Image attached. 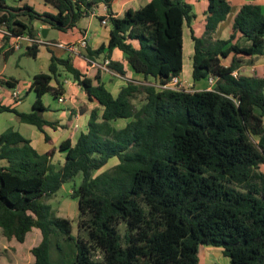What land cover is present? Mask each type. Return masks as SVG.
<instances>
[{
  "label": "trees",
  "instance_id": "obj_1",
  "mask_svg": "<svg viewBox=\"0 0 264 264\" xmlns=\"http://www.w3.org/2000/svg\"><path fill=\"white\" fill-rule=\"evenodd\" d=\"M44 4L53 12L40 13L27 4L11 8L0 0V27L10 34L2 36L3 46L13 52L12 37H36L43 30L36 23L71 30L104 4L108 44L87 48L86 57L104 54L106 68L123 77L122 65L110 60L117 49L141 80H127L112 97L99 77L90 79L69 57L51 53L47 73L34 75L26 92L36 97L32 111L0 105V113H13L43 134L44 127L56 124L42 118L41 98L62 96L63 77L97 105L86 133L44 154L18 131L0 135L2 235L24 243L32 229L39 230L41 241L30 250L32 264H198L200 247L219 249L229 264H264V173L259 171L264 164V77L232 75L240 63L235 56H264L260 8L242 5L232 19V31L248 42L241 47L231 43L232 34L227 40L212 38L230 7L226 0H207L202 36L193 37L189 30V80L211 78L213 84L190 92L159 88L182 70V28H189L194 17L182 0H149L120 17L112 14V0ZM45 43L23 49V55L36 59L40 46L49 48ZM229 54L231 61L223 66ZM137 95L143 99L135 108ZM119 121H125L123 126L117 127ZM56 151L63 155L59 167L51 162ZM112 159L116 165L97 174ZM78 175L81 182L71 193L79 211L73 234L71 221L55 217L44 200Z\"/></svg>",
  "mask_w": 264,
  "mask_h": 264
},
{
  "label": "crops",
  "instance_id": "obj_2",
  "mask_svg": "<svg viewBox=\"0 0 264 264\" xmlns=\"http://www.w3.org/2000/svg\"><path fill=\"white\" fill-rule=\"evenodd\" d=\"M186 5L191 8L193 14V19L189 24V28L183 26L182 28V38L184 37V31L187 33L188 40L190 42V53H192V43L190 41L189 30L192 33L193 37H200L204 32V12L207 7V0H182ZM230 7L229 14L226 17V20L220 23L213 34V39L218 40H227L229 36L233 35V40L231 43L237 44L241 47L248 46V42L242 38L238 32H233L231 28L232 19L237 13L238 9L245 4H253L260 8L261 13L264 14V0H226ZM149 0H112L111 11L113 16L120 17L123 12L127 9L136 10L143 5H145ZM44 3V2H43ZM32 7V5L27 4ZM21 6V5H19ZM18 6V7H19ZM41 12H50L53 10L45 4L42 5ZM107 17V8L104 4H98L87 17L81 19L76 27L68 30L66 32L50 30L49 28L36 23L35 26L38 30L47 29V36L45 41L47 43H63L69 44L78 41L81 37H88V48L92 51L97 50L100 46H107L109 41L110 26L102 25L100 20ZM1 29V28H0ZM55 33V34H52ZM13 43V41L11 42ZM86 50V49H85ZM85 50H80L77 55H72L65 51L62 48L40 46L35 60L40 59V55L46 57L45 66L41 67L48 69L49 59L51 53L57 58H66L69 57L72 61L73 66L78 69L83 75L90 79L99 77L101 83L104 87L112 94V97H115L119 89L125 85L127 80L140 81L141 76L132 73L126 65L124 60V55L117 49H113L110 54V60L112 62H117L122 65L125 74L123 77L118 76L116 73L107 69L104 66L105 56L104 54L100 56H95L88 59L86 57ZM14 52V51H13ZM8 49V46H3V37L0 33V77L3 75V68L7 64V57L13 53ZM191 56V54H190ZM232 55L229 54L226 59L221 60L223 66H228L231 61ZM239 59L242 65H239L237 70L238 75L247 76V77H264V56L259 57H244L241 55L235 56ZM244 61V65L243 62ZM39 73H45L40 71ZM37 73V74H39ZM181 74V73H180ZM36 75V74H34ZM33 75V76H34ZM32 76V78H33ZM180 76V75H179ZM178 76L179 80L180 77ZM63 85L65 92L62 96L63 102H58V99L55 100V105L52 106L44 96L41 98L43 106L46 108V111L42 113V118L48 122L55 123V127H44V134L36 130H28V135L23 136L20 133L21 124L18 118L9 112L0 113V135L8 129L18 131L23 137L30 140L31 146L39 153L44 154L52 149H57L62 142L65 140H70L72 144L75 143L77 137L80 134L87 132V123L89 120V114L92 109L97 107L95 102L88 100L86 94L82 89L74 83L69 77H63ZM3 81H8L11 85L14 84L13 88L7 86L6 90H0V105L5 104L4 106L11 107L13 104V99L11 97V90H19L21 84L16 79H6L3 78ZM32 81V80H31ZM31 81L28 83L27 87H24V91L28 92V89L31 85ZM186 82L187 85H192L194 89L200 86H206L205 81L198 82ZM54 86V83H51ZM19 93V92H18ZM32 93V92H30ZM27 95V94H26ZM2 98V99H1ZM24 96L22 93H19V101L22 102ZM19 102L18 100H15ZM34 102V101H33ZM32 102V104H33ZM19 112V107L13 106ZM26 125V124H24ZM33 127V126H32ZM45 135L48 138V141L45 140ZM61 156L58 151L54 154L52 163L57 157L60 161ZM59 157V158H58ZM63 158V157H62ZM1 233V232H0ZM33 233V234H31ZM31 234L32 237L29 238L32 243L39 236V231H32L27 234L25 241ZM14 240V239H11ZM203 256H206V264H229L227 258L223 257L217 248L213 247H200L198 249V264L202 263Z\"/></svg>",
  "mask_w": 264,
  "mask_h": 264
},
{
  "label": "rangeland",
  "instance_id": "obj_3",
  "mask_svg": "<svg viewBox=\"0 0 264 264\" xmlns=\"http://www.w3.org/2000/svg\"><path fill=\"white\" fill-rule=\"evenodd\" d=\"M5 5L11 8L18 7L22 4H30L32 5L33 9L36 11H40L42 9V5L44 4V0H3ZM52 34H55L52 32ZM190 42L187 37V33L184 31V37L182 38V70L180 74V81L182 85L176 87L178 90H185V91H200V90H209L211 87L206 86H200L194 89L192 85H187L186 82L190 83L189 76H190ZM46 57L40 55L39 60H35L29 57H26L23 55V50H15L13 53L8 55L7 57V64L3 68V75L0 77V90H6L7 86L3 82V78L6 77V79H16L21 84V87L19 90H15L19 93H22V96H24L22 102L13 101V106L19 107L20 111H23L25 113H29L32 111V102L35 100V94L29 93L26 95V91H24V87H27L28 83L32 80V76L34 74L39 73L40 71H44L47 73V69L44 68V70L41 69V67L45 66ZM240 62V61H239ZM243 65H244V61ZM239 65H242V63H239ZM2 67V66H0ZM238 75L237 70H235L233 73ZM203 82V81H202ZM14 90H11V93ZM44 98L49 101V103L54 106L55 100L50 95L46 94L44 95ZM2 99V98H1ZM10 99H12L10 97ZM143 96L137 95L134 100H132V105L136 108L138 105L142 102ZM3 105H5L3 103ZM125 121H119L117 123V127L123 126ZM28 130H36L35 127H32L31 125H24L21 124L20 133L23 136L28 135ZM249 141L252 143V145L256 148V140L255 139H249ZM61 156L60 161L57 159V157L54 159L55 166L59 167L63 163V155L61 152H58ZM58 157V158H59ZM53 158L51 159V162L53 161ZM117 161L115 159L110 160L106 166H104L100 171H98L97 174L102 173L104 171H108L112 169L113 166H115ZM259 171L264 173V164L259 166ZM81 182V176H76L72 181L67 182L61 186V188L57 191V193L49 198L45 199L44 201L48 203L53 211V214L55 217L58 218H64L71 221L73 226V234H76L77 232V223H78V201L76 199H73L71 197L72 189L77 187ZM39 231L37 229H33V231ZM120 234L123 233V228L120 225L119 226ZM1 232V230H0ZM33 234V233H31ZM31 234H29L27 238V242L24 243H18L15 240H7L2 233H0V264H32L34 261L33 256L31 255V248L38 245L41 241V235L39 232V236L33 240L31 243L29 238L32 237ZM51 257L52 259H56L57 252L54 248L51 250ZM202 263L206 264L205 259L206 256L201 257Z\"/></svg>",
  "mask_w": 264,
  "mask_h": 264
},
{
  "label": "built area",
  "instance_id": "obj_4",
  "mask_svg": "<svg viewBox=\"0 0 264 264\" xmlns=\"http://www.w3.org/2000/svg\"><path fill=\"white\" fill-rule=\"evenodd\" d=\"M100 23L102 25H109V21H108V17L102 18L100 20ZM0 33L2 36L7 35L10 36V34L8 32H6V30L2 27H0ZM43 38L41 37V32H38L36 37L32 38L29 37L28 35H23L21 37H12V41H13V45H12V49L15 50H23L27 47H31L33 44H39V43H43ZM88 37L83 36L81 37L78 41L74 42V43H69V44H63V43H45L47 44L49 47L53 46V47H57V48H62L65 51H67L70 54H74L77 55L79 53V51L85 50L88 48ZM108 64V60H106L104 62V66L106 67ZM233 75V74H232ZM235 76V74L233 75ZM237 76V75H236ZM206 84L208 85V87H211V85L213 84V81L211 80V78H208L206 80ZM182 85L181 81L179 80L178 77H173L169 80L168 83L160 85L159 88L160 89H176V87ZM11 98L15 101L19 99V93L17 91H13L11 93ZM58 102H63V98L59 97L58 98Z\"/></svg>",
  "mask_w": 264,
  "mask_h": 264
},
{
  "label": "water",
  "instance_id": "obj_5",
  "mask_svg": "<svg viewBox=\"0 0 264 264\" xmlns=\"http://www.w3.org/2000/svg\"><path fill=\"white\" fill-rule=\"evenodd\" d=\"M46 36H47V29H43L42 32H41V37H42L43 39H45Z\"/></svg>",
  "mask_w": 264,
  "mask_h": 264
}]
</instances>
